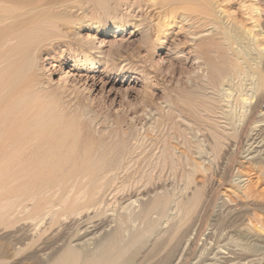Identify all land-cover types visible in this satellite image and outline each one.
I'll use <instances>...</instances> for the list:
<instances>
[{"label": "bare ground", "instance_id": "1", "mask_svg": "<svg viewBox=\"0 0 264 264\" xmlns=\"http://www.w3.org/2000/svg\"><path fill=\"white\" fill-rule=\"evenodd\" d=\"M135 39L151 71L119 58ZM171 59L181 74L164 106L129 116L128 130L94 120L97 99L119 104L109 73L155 88V65ZM230 103L249 111L242 158L261 172L264 0H0V264L174 263L221 204L192 156L217 164L237 146Z\"/></svg>", "mask_w": 264, "mask_h": 264}, {"label": "rangeland", "instance_id": "2", "mask_svg": "<svg viewBox=\"0 0 264 264\" xmlns=\"http://www.w3.org/2000/svg\"><path fill=\"white\" fill-rule=\"evenodd\" d=\"M238 6H239L238 2H233L230 5L229 10H230V12L233 10L231 13L233 15L236 14L238 16V17L237 16L236 17L240 21L241 19H239V18H241V17H239V15H240V9L241 8H238ZM245 25L248 26L246 23H245ZM240 32L241 31L238 32L239 37L242 36V34H239ZM138 40L139 39H135L133 41L126 43L127 44V45L125 44L126 47L124 46L122 48L121 52H119V55H120L119 58L122 60H125L124 63L129 62V63L135 64L136 66H143L144 65L146 70L151 71L149 66L142 63V62H144V56L142 53V52H144V49H143V45ZM235 46H236V48L238 47V45H235ZM238 49L240 50L241 47H238ZM139 51H141V52H139ZM162 51L159 52V54L160 53L162 54ZM245 51L248 52L247 49H245ZM139 53H141V54H139ZM134 54L137 57H135ZM133 55H134V57H133ZM158 56L159 55L156 56V59L159 58ZM133 59H134V61H133ZM171 60H168V61L170 62ZM168 61L164 62L162 64L158 63V65L157 66L155 65V67H154L155 70H159V71H155V70L153 71V74H155V76H156L155 79H158L156 81L160 85V86L159 85L157 86L158 88L157 87H155V88L150 87V89L148 87L144 88L143 85H145V84H142L139 81V79H136L139 75L134 70H131V69L125 68L123 71L116 70V71L109 73L107 76V79H109L111 81V83L115 86L113 94L116 93L115 95H117L116 97H117V101L119 102V104H118V106H117V104L114 105L115 103H112V101L109 99L110 97L107 95H105V100L100 99V98H99V100L97 99L95 104L89 110V113L94 118V120L97 122H100L101 124H104V121H105L107 123L106 125L110 126L112 120H113L112 125H115L116 123H119V121H120L119 118H121L122 119L121 125L123 126V128L125 127L124 130H128V126L132 123V121H135L136 123L139 124V122L144 120L143 117L140 116L142 114L141 111L144 112V110H149L150 106H151L150 111L152 113L154 109L157 110L160 107H162L161 104L164 103L163 104V106H164L166 104V102H164V101L167 100L166 99L167 95L171 93L172 89L177 88V81L172 77L173 74L175 75V78L181 74L180 73L181 70L179 69L180 67H179L178 63H176V62H174V60H172L173 62L172 61L171 62L174 65V67H173V65H171V62L169 65ZM177 65H178V67H177ZM68 66H69V64L67 63V67ZM168 69H169V71H167ZM172 72H173V74H171ZM173 80H175V81H173ZM137 81H138V83L134 84V82H137ZM181 82H182V80H181ZM173 83L174 84L176 83V84L174 85ZM148 89L151 91H149ZM153 89L156 92L153 91ZM107 90H108V88H107ZM243 92H245L244 89H243ZM252 100H255V98H253ZM230 104H228L230 106V109H231V107L233 109V110H231V112L233 111L234 113L236 112L235 115L237 114L236 116L234 115L233 118L236 117V119H234V121L236 120L235 123L238 124L237 126H239V129H240V132H239L240 135L239 136H241V137L237 136L236 139H234L236 142H238V143H236L237 146H235L233 151L229 152V153L227 152V150H223V152L226 151L227 153L226 154L223 152L221 153L219 160L216 161V162H218L217 164H215V162L211 161L209 158L208 159L207 158H202V159L200 158L201 159L200 160L198 155L194 154L192 156L194 164L197 166L200 164L198 166L197 171L195 172L197 179H195V175L193 174L196 183L200 187H203V186L204 187H206V186L213 187L216 194L215 193L213 194L214 196L212 197V201H215L216 203L221 202V204L218 206L216 205V208H215V206H213L215 204L212 203L213 205L210 206L209 208H207V210L204 212V215H202L199 218V220L200 219L201 220L200 221L198 220V222L196 223L197 227L194 229L195 231L192 229L193 234L192 233L190 234L192 236V238L188 242V245L186 246L185 250H183L182 252H180L179 255H177L174 263H172V264H176V262L178 261V258H179L180 262H178L177 264H216V263L217 264L218 263L219 264H230V263L231 264H264V235H263L264 234V167H262L261 172H260V171L256 170L254 167H252L253 165L250 166V164L248 162L244 161V159L242 158L243 147L245 146V144L247 142V134H246L247 133V128H246L247 125H246V123L249 122L251 118L248 117L249 111H247L248 113H246L244 115L242 113V110L239 107L237 108L235 106L238 110L235 109V111H234V104H231V105ZM252 105H253V103H252ZM116 106H117V108H116ZM133 106L135 107V109ZM146 107L147 108L149 107V108L147 109ZM226 108L228 109V107H226ZM112 109H113V111H112ZM116 109H117V112H116ZM127 110H129V111H127ZM248 110H250V108ZM233 112L231 114H234ZM239 112H241V113H239ZM139 113H141V114H139ZM242 115H243V117H242ZM129 116H131L132 119L135 118V120L131 121V117H130V119H129L130 122H129V120H128ZM238 116H239L238 120H240L239 123L237 122ZM241 118H242V120H241ZM248 118H250V119H248ZM128 123H130V124H128ZM141 124L142 123H140V125ZM244 126H246V127H244ZM244 128H246V129H244ZM173 137H174V135H173ZM175 138L176 137L172 138L171 142L173 141V139L175 140ZM175 141H177V140H175ZM175 141L172 142L173 145L175 146V148L179 147L178 146L179 143H177L178 141L177 142H175ZM205 143L209 144V145L206 146V145H204ZM201 144H200V146H202V148L204 147L203 149L206 152L205 154L211 155L212 154V152H211L212 151L211 140H208V141L204 140L203 142H201ZM232 144H235V142L233 141ZM157 146H159V143L155 141L152 149H156ZM236 147H238V148H236ZM176 149H177L178 153L184 152V151H182V150H184V148L182 146L179 148H176ZM178 150H180V152ZM229 155L232 157H229ZM195 156H197L198 158ZM194 158H195V160H197L196 163H195ZM235 158H237V161L240 163L236 162L234 164L233 160ZM201 161L202 162L206 161L205 164L203 163L204 166H206L205 167L206 170H203L204 168L202 169L203 165H202ZM226 161H227V163H226ZM235 161H236V159H235ZM212 162H213V164H212ZM211 165H213L214 168ZM218 165H219V167H221V165H222L223 170L221 168L218 169L217 168ZM242 166H244V167H242ZM237 168H238L239 172L242 168L241 171H243V172L239 173L236 170ZM202 171L203 172L205 171V173L202 174L203 173ZM211 171H212V173H211ZM240 174L242 177L241 180L245 179V181L241 182L240 184L237 183V186H235L236 185L235 182L234 183H231V182L233 181L234 178H235L234 180L238 179L240 177ZM219 176H221V177H219ZM179 177L174 176L173 180H175V181H173V182H174V186H176V184L178 183L176 187H179V185L181 183L182 186L180 185V187H179V188H181V187H183V185L185 183V177H180V178ZM204 177H205V179H204L205 183L202 181ZM209 177H210V180H209ZM230 177H232V179ZM232 185H234V186H232ZM240 185H241V187H240ZM243 185H246V186H243ZM216 191L219 193H217ZM223 201H225V202H223ZM243 231H245V232H243ZM238 240H239V242H238ZM231 241H233V242H231ZM234 242H236V244ZM246 245L248 248L246 247ZM248 245H250V246H248ZM239 247H240V249H239ZM245 247H246V249H244ZM249 248H251L250 249L251 251L249 250ZM204 249H206V250L204 251ZM220 249H221V251H220ZM253 249H255V251ZM195 251H196V253H195ZM243 252L245 255L243 254ZM253 252L256 254H254ZM174 254H176V252Z\"/></svg>", "mask_w": 264, "mask_h": 264}]
</instances>
